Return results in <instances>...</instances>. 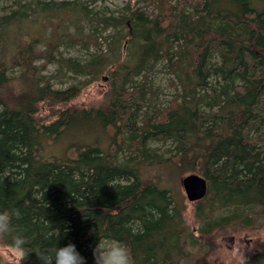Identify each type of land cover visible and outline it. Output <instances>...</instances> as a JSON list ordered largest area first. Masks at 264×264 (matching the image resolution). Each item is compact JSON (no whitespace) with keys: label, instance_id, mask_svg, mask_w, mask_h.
I'll return each mask as SVG.
<instances>
[{"label":"trees","instance_id":"trees-1","mask_svg":"<svg viewBox=\"0 0 264 264\" xmlns=\"http://www.w3.org/2000/svg\"><path fill=\"white\" fill-rule=\"evenodd\" d=\"M5 3L0 211L20 212L13 225L31 252L22 264L68 243L94 264L96 245L114 241L133 264H186L193 250L191 264H210L218 231L264 219V0H137L108 16L82 0ZM109 28L115 34L103 37ZM75 42L86 59L64 56ZM49 64L54 74L44 73ZM160 65L170 100L154 86ZM98 80L107 81L102 103L75 104ZM69 135L63 154H44ZM161 169L173 182L187 173L207 180V196L192 202L196 231L185 197L155 175ZM262 263L264 249L243 264Z\"/></svg>","mask_w":264,"mask_h":264},{"label":"rangeland","instance_id":"rangeland-1","mask_svg":"<svg viewBox=\"0 0 264 264\" xmlns=\"http://www.w3.org/2000/svg\"><path fill=\"white\" fill-rule=\"evenodd\" d=\"M61 1V0H56ZM71 1V0H69ZM83 2H88V5L90 8L98 11H106L107 16L111 14L112 12L116 11L117 8L123 7L127 2L131 1L132 3L136 2L137 0H82ZM6 0H0V9L6 8V10L12 6V4L6 5ZM139 5H142V2L139 3ZM15 0H14V8H15ZM66 16H68L69 12L64 13ZM62 15V14H61ZM58 20V18H55ZM89 25L85 27L86 33L89 32ZM70 31L75 34L74 29L72 26H70ZM92 30V29H91ZM129 30H127L128 32ZM126 32V31H125ZM114 31L112 28H109L107 31H104L102 36L105 37L107 35H113ZM115 34V33H114ZM76 35V34H75ZM115 36V35H114ZM128 40L129 37H126L123 39L122 43L120 44L121 52L123 53L122 57H127L128 55ZM103 42L102 51L106 52L107 46ZM76 43V42H75ZM73 44V47H69L65 52L64 56L66 57H76L79 60H84L87 58L88 54L87 51L82 48L81 42ZM95 48H90V53L95 52ZM125 59V58H124ZM58 70L57 65L55 64H49L47 68L45 69V74H51L55 73ZM170 74L168 71L163 69L162 65H160L157 70L154 73L153 82L154 86L160 89L162 92L161 96H165L169 98L168 100L172 99L174 97V89L170 86ZM85 80V78H77L73 79L71 81L73 82H81ZM107 81L104 80H98L95 82H92L85 86L82 90L79 96L75 100V104L78 106H81L82 108H90V107H96L99 106L102 101L104 100V95L107 92ZM69 82H66V80L61 83L60 79H58L57 87H67ZM40 112L38 116H40L45 122L48 123L49 120L52 119V117L48 116V113L44 110L43 106H40ZM48 116V117H47ZM95 135V134H93ZM77 135H72L73 140H78ZM95 137V136H92ZM71 138V135L68 137L62 138V140H59L55 143H53L51 146L46 147V151H44V154H63L64 149L68 146L66 145ZM68 139V140H67ZM70 144V143H69ZM66 145V146H65ZM159 148H165L168 147V145L162 146L160 143L155 144L153 146ZM69 150V149H68ZM68 155H72V151H67ZM48 156V155H47ZM170 169H168L169 171ZM167 171V173H168ZM161 169L159 172L155 175L162 176L166 182H164L166 185H169L172 189H177L180 191V194H182L185 197L186 202V210H185V219L189 227L196 231L199 227V223L197 219L194 217V203L189 202L186 198L185 191L181 185V179L189 174L187 173L183 176H180L175 182L172 181V177L170 178V175ZM216 247L215 251L211 255V259H209L210 264H243L247 260H249L254 255L258 254L261 250L264 249V219L258 220L255 225L253 226H238V225H232L229 226L223 230H220L216 233ZM111 243V242H109ZM107 243V244H109ZM106 245V244H105ZM190 249V248H189ZM191 251V249H190ZM193 250V257L190 258V261L186 264H191L195 257L198 256V251ZM0 256L3 260L8 262H13L15 264H18V261L20 260L19 254L15 252V250L12 247L0 245ZM95 264V263H94ZM263 264V263H262Z\"/></svg>","mask_w":264,"mask_h":264},{"label":"clouds","instance_id":"clouds-1","mask_svg":"<svg viewBox=\"0 0 264 264\" xmlns=\"http://www.w3.org/2000/svg\"><path fill=\"white\" fill-rule=\"evenodd\" d=\"M13 218L20 219L19 210L0 211V238L12 237L11 246L19 254L18 264H22L31 252L25 247L27 244L25 236L13 225ZM36 255L40 264H86L85 258L80 255L72 243L57 247L52 255L46 252ZM93 257L95 264H133L129 249L118 241L106 245L99 242L93 249Z\"/></svg>","mask_w":264,"mask_h":264},{"label":"water","instance_id":"water-1","mask_svg":"<svg viewBox=\"0 0 264 264\" xmlns=\"http://www.w3.org/2000/svg\"><path fill=\"white\" fill-rule=\"evenodd\" d=\"M181 185L190 202L200 201L208 194V182L199 174L192 173L183 177L181 179Z\"/></svg>","mask_w":264,"mask_h":264},{"label":"bare ground","instance_id":"bare-ground-1","mask_svg":"<svg viewBox=\"0 0 264 264\" xmlns=\"http://www.w3.org/2000/svg\"><path fill=\"white\" fill-rule=\"evenodd\" d=\"M122 27V26H121ZM117 29V28H116Z\"/></svg>","mask_w":264,"mask_h":264}]
</instances>
